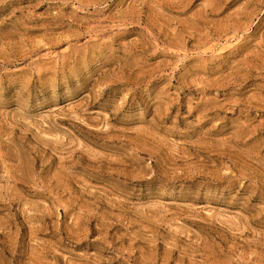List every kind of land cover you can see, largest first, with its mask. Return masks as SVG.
<instances>
[{"label": "rangeland", "instance_id": "obj_1", "mask_svg": "<svg viewBox=\"0 0 264 264\" xmlns=\"http://www.w3.org/2000/svg\"><path fill=\"white\" fill-rule=\"evenodd\" d=\"M0 264H264V0H0Z\"/></svg>", "mask_w": 264, "mask_h": 264}]
</instances>
